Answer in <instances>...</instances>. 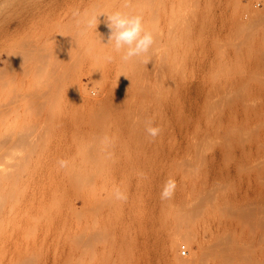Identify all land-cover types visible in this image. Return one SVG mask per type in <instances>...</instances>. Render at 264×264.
<instances>
[{
    "label": "rangeland",
    "instance_id": "rangeland-1",
    "mask_svg": "<svg viewBox=\"0 0 264 264\" xmlns=\"http://www.w3.org/2000/svg\"><path fill=\"white\" fill-rule=\"evenodd\" d=\"M239 1L0 0V264L215 263L203 233L206 166L223 177L213 187L227 203L220 213L235 217L237 168L249 162L237 146L219 151L205 142L219 108L221 36L227 32L229 52L238 41L239 58L249 61L241 67L264 63V0ZM239 4L253 17L237 31ZM116 10L143 17L155 40L147 55L124 62L104 45L110 30L101 13ZM93 14H101L96 30L86 27ZM168 178L175 193L161 200ZM259 212L249 236L254 264H264ZM232 216L225 240L241 246L243 220Z\"/></svg>",
    "mask_w": 264,
    "mask_h": 264
},
{
    "label": "bare ground",
    "instance_id": "bare-ground-1",
    "mask_svg": "<svg viewBox=\"0 0 264 264\" xmlns=\"http://www.w3.org/2000/svg\"><path fill=\"white\" fill-rule=\"evenodd\" d=\"M250 1L251 0H249V2ZM240 4H239V6H237V7H239V9H238L237 15H236V25H238L239 27H237V26L235 27L233 25L236 28V30H237V28L239 29L240 27H241V29L242 28L247 29L248 27L252 26L251 24H252V17H253L252 13L253 12L251 13L250 9H248L249 7H247V6H246L247 7L246 9H248V11H246L244 9V6H240ZM242 4H244V3H242ZM244 5H246V4H244ZM241 7H243V8H241ZM250 8L252 9V6ZM16 13H18V12H16ZM253 15H255V14H253ZM223 27H225V26H223ZM223 30H224V28H223ZM248 30H247L246 34L249 33L250 30H252V28L248 29ZM225 31H226V29H225ZM241 33L242 32H240L239 34H241ZM246 34L242 33V36L243 35L245 36ZM252 34L253 33H251L249 36L251 37ZM236 36H238V35H236ZM249 36H246V37H249ZM221 37H223V38H220V39H223V40L221 41L222 47L220 48L221 49V69H220L221 70V81H220L221 85H219V87H221V90H220V99H218L219 100V108H218V114H216L217 115L216 121L215 122L213 121L214 123L208 122L207 127L205 126L206 127L205 142L207 145H211L212 143H214L218 147V150L221 148H224L226 146H228V147L229 146H233V147L237 146L234 148H236L240 152L241 155L245 154V157H246V155L249 156V158L247 157L249 159V162L248 161H247L248 163L246 162V164H248L247 165L248 168L244 167V165H246L245 163L242 166V167H244V169H241L240 165H238L239 169L237 168V170H238L237 171V175H238L237 179L240 178V181L242 183L241 192L239 194L242 204H240L241 202L239 203V201L237 199H235L238 201L237 203H239L241 205L240 206L241 210L235 209L236 213H238V211H239L238 216L235 215V217H239V218H237L239 223H242L241 220H239V219L243 220V223L241 225L244 228L245 238L243 239L241 246L238 245L236 247H232V246L227 245L228 243L226 242L225 237L227 234L229 235L231 233L230 227H232V226L230 225L231 222L226 218H229V219H233V218H230L232 215L230 216V214L228 213V210H229L228 208H227V214L225 213L226 211L225 212L223 211L226 215L229 214L228 217H225L220 213L221 207H223L225 209L226 208L225 206H227L226 205L227 203L225 204V202H222L223 198L220 197L221 191L220 192L217 190L215 191L213 188V187L217 188L216 184L214 185V182H216L215 179L219 180L218 176H215V175H219V174H215L216 172L213 174L214 171L212 172V168H213L212 162H209L206 166V172H204L205 181H204V188H203L204 191H203V209H202L203 211L202 212H203V219L205 222L204 225L206 226L205 232H203V233L205 234L204 236H206L207 239L206 238H203V239H206V242L207 243L209 242L210 246L212 245L211 247L215 251V254H214L215 255V260H214L215 263L214 264H254L253 257L257 251V246L255 244H253L252 241L249 240V236L252 235V233H254V230L255 231L257 230L255 223H257V221L259 219L257 217V221H255L256 220L255 215H254V214H256L255 212L258 210V213H260L259 211L264 210V63H262L260 60V63L258 62V64H257L256 62L259 60L256 61L254 58H252L256 61L255 64H253V65L251 64V65L246 66L245 63H243L244 65L241 67L240 61L244 58H241V57L239 58L238 53H241V52L238 50V49H240L238 47L240 45L237 46V43H236L238 41H235V43H233V46H232L233 48L231 47L232 50H231V52H229L228 51L229 45L227 46V42H229L227 40V37H228L227 32L224 33V35ZM231 38H233V37L231 36ZM236 38H238V37H236ZM243 38H245V37H243ZM250 40H248L246 42H249ZM230 42H232V41H230ZM250 42H249V44L251 46L252 43H250ZM239 43L243 44L240 41H239ZM247 45L248 44H246V49L248 47ZM244 48H245V46H244ZM247 50H250V52L252 51L249 48ZM254 51H253V53H254ZM245 53H247V52H245ZM256 53L257 52H255V54ZM242 56L244 57V55H242ZM247 57H250V56H247ZM247 57L245 56V58H247ZM251 57H252V55H251ZM246 61H247V63L249 62L248 60H245L243 62H246ZM253 61H251V62H253ZM262 61H264V60L262 59ZM255 78H257L256 81H254ZM213 132L215 133L214 135H213ZM230 148H227V150ZM235 151L236 150H234L233 152H235ZM228 152H230V151H228ZM234 155H235V153H234ZM238 155H239V153H238ZM233 157H234L233 159H236V156H233ZM238 157H239L238 160L240 161V155ZM241 158L243 159L244 156H241ZM247 158H245V160ZM238 160L236 163H238ZM233 161H235V160H233ZM250 163H252V164L249 165ZM233 164H235V163H233ZM239 164H241V163L239 162ZM234 166H232V167H234ZM228 167H229V165H228ZM236 167H237V164L235 166V170H236ZM226 168L227 167L224 166V169H226ZM217 169H219V166ZM231 170H233V169H231ZM227 173H228V170H227ZM225 174H226V172H225ZM226 175H230V174H226ZM233 175H234V173H233ZM221 177L222 176H220V179L223 178V177L222 178ZM226 177L224 176V178H226ZM230 177H231V175H230ZM228 179H229V177H228ZM220 183L221 182L219 180V182L217 184H220ZM220 185H218V186L220 187ZM238 187H240V186H238ZM237 191L239 193V190H237ZM221 194H222V192H221ZM232 201H234V199ZM222 203H224V205ZM238 207H239V205H238ZM238 207H235V208L239 209ZM258 213H257V215H258ZM252 216H253V218H252ZM232 217H234V216H232ZM235 217H234V219H235ZM254 218H255V220H254L255 222L253 221ZM238 222L236 220V223H238ZM233 230H235V229H233ZM238 232H240V231H238ZM242 232H241V234H242ZM233 233H235V231H233ZM239 235H240V233H239ZM229 236H228V238H229ZM240 239H239V241H241ZM175 244H176L175 240L169 239L168 245H169L170 251H173ZM238 244H239V242H238ZM189 252L191 254L190 256L193 255L195 257V259L193 261L195 263L198 262L199 245L197 244V242L191 241L189 243ZM182 264H187V263L184 262Z\"/></svg>",
    "mask_w": 264,
    "mask_h": 264
},
{
    "label": "clouds",
    "instance_id": "clouds-1",
    "mask_svg": "<svg viewBox=\"0 0 264 264\" xmlns=\"http://www.w3.org/2000/svg\"><path fill=\"white\" fill-rule=\"evenodd\" d=\"M106 15V24L110 30L108 36V42L104 45H112V49L115 53L122 54L121 60L129 62L137 57L147 55L152 46L155 43L152 32L148 31L144 27V20L141 15H133L121 10H116L112 13H101ZM101 14H93L86 20L87 28H97L99 23L98 17ZM107 62H112L114 57L108 55ZM127 79V77L125 76ZM96 92L93 89L92 95ZM146 132L149 136L155 138L160 133V128L155 126L146 127ZM61 168L67 167L68 161H58ZM176 181L173 178L165 180L160 192L161 200H169L173 197L176 189ZM115 198L120 201H126L127 195L119 188L115 189Z\"/></svg>",
    "mask_w": 264,
    "mask_h": 264
},
{
    "label": "built area",
    "instance_id": "built-area-1",
    "mask_svg": "<svg viewBox=\"0 0 264 264\" xmlns=\"http://www.w3.org/2000/svg\"><path fill=\"white\" fill-rule=\"evenodd\" d=\"M180 253L182 256H185L186 255V250H185V247L184 246H181L180 247Z\"/></svg>",
    "mask_w": 264,
    "mask_h": 264
}]
</instances>
